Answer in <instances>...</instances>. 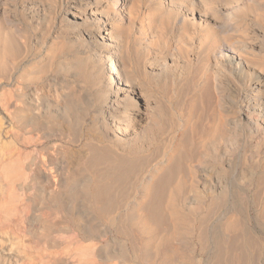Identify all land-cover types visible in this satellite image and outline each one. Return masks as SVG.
Here are the masks:
<instances>
[{
  "label": "bare ground",
  "instance_id": "1",
  "mask_svg": "<svg viewBox=\"0 0 264 264\" xmlns=\"http://www.w3.org/2000/svg\"><path fill=\"white\" fill-rule=\"evenodd\" d=\"M263 170L264 0H0V264H128L209 201L207 264H248Z\"/></svg>",
  "mask_w": 264,
  "mask_h": 264
},
{
  "label": "rangeland",
  "instance_id": "2",
  "mask_svg": "<svg viewBox=\"0 0 264 264\" xmlns=\"http://www.w3.org/2000/svg\"><path fill=\"white\" fill-rule=\"evenodd\" d=\"M187 96V97H186ZM181 97V98H180ZM183 97V99H182ZM179 99H176L175 100V104H174V109L175 110H178V111H185V108H186V105H187V101H188V94L184 91H181L179 93V96L177 97ZM179 101V102H178ZM158 158V153H155L152 157V159H156ZM193 158H195V155L194 153L192 152L191 154V160H193ZM244 164L242 162L241 159H239L236 163V169L238 171H241L243 168H244ZM264 171V170H263ZM227 173L229 174V171H227ZM226 173V174H227ZM230 175V174H229ZM229 176L227 175L226 176V181L230 182V177L228 178ZM228 179V180H227ZM262 180V181H261ZM228 186L229 184L231 183H228ZM263 187H264V180L263 178H259L257 181L254 182L253 186L251 187V189L249 190V192L247 193H244L243 192V197L245 199V202H244V205L242 203V206H240L238 208V211H237V214H235L234 216L231 215V214H227L228 215V219L230 218L232 220L233 223L236 222V224L238 225V227L236 228L238 231L241 230V232L245 235V234H248L251 232L252 236L250 235V237L252 238H255L253 239L252 243L249 245L248 247V250H247V253L248 254H251V255H248V264H251L252 263V260L253 262H255L254 264H264V228H262L260 226V224H264V194L262 193V190H263ZM255 188V189H254ZM259 189V190H258ZM132 190V189H131ZM130 189L128 190L129 194L132 193ZM259 191V193L257 191ZM238 190H236L235 192H237ZM255 191L258 193H255ZM261 191V192H260ZM242 191H239L237 192L238 195H240L239 193H241ZM256 194V195H254ZM261 194V195H260ZM240 195V196H242ZM247 195V196H246ZM246 196V197H245ZM256 196V197H255ZM263 197V199H262ZM215 202L213 201H209L207 202V205L209 206L210 210H214V213H213V210L210 211L209 208L206 210V214L208 213V215H206L207 217L210 215H214L213 217L215 216H221V215H225V214H222L223 212V209H221L220 205L217 206V203L216 206L214 204ZM214 204V205H213ZM211 206V207H210ZM212 206H215V207H212ZM244 206V207H243ZM263 207V208H261ZM220 208V209H219ZM216 210V211H215ZM262 210V211H260ZM219 211L221 213H219ZM212 212V213H211ZM216 212V213H215ZM242 213V214H240ZM261 214V215H260ZM205 216V217H206ZM261 216V217H260ZM202 219V217L200 216L201 219H198L199 217H190V216H187V220L185 219V224L183 225V228L181 230V234L176 240H174L170 235V227L167 226V225H162L160 226L155 232H153V237L151 238V236H147V235H144V236H141V244L145 243L144 245H149L145 250H150L149 252V256L148 255H141L138 254V257L136 259H139V260H136L134 259V261H131L130 263L131 264H146L148 261H151L153 262L152 264H158L159 262H161V258H160V254L159 252H157L159 250H161L162 248H167V249H172V252L170 254V257L167 258L168 261L167 264H194L197 261L200 262V264H207L209 263L210 261L213 260L212 257H214V254H212L211 252L212 251V247H213V243L211 240H207V237L206 236V233L204 232L205 229L203 230L202 229V226L206 225V219ZM233 217V218H232ZM239 218L238 220L236 218ZM196 218V219H195ZM252 218V219H251ZM227 220V222H224L227 223L225 224L224 222L222 223L221 222V225L220 227L222 226L223 224V227H221V230H226L225 228L226 227H229V223H231V221ZM243 219V220H242ZM234 220V221H233ZM247 220V221H246ZM201 221L202 224L199 222ZM187 222V223H186ZM229 222V223H228ZM240 222V223H239ZM243 224V225H242ZM202 225V226H201ZM244 227H242V226ZM240 226H241V229H240ZM252 227V228H251ZM162 228V229H161ZM193 228V229H192ZM196 228V229H195ZM205 228V226H204ZM224 228V229H222ZM230 228V227H229ZM240 230H239V229ZM168 229V230H167ZM252 229V230H250ZM231 230V229H230ZM236 230V231H237ZM166 231V232H165ZM168 231V232H167ZM188 231V233H187ZM201 231V233H200ZM248 231V233H247ZM167 233V235H166ZM261 233V234H260ZM155 234V235H154ZM262 235V236H261ZM146 236V237H145ZM162 236V237H161ZM168 236V237H167ZM202 236V237H201ZM256 236V237H255ZM258 236V237H257ZM158 237V238H157ZM167 237V238H166ZM171 237V238H170ZM156 239V241H158V245L156 244V241L154 243V240ZM184 238V239H183ZM256 238L258 240H256ZM148 239V240H147ZM151 239V240H150ZM262 239V240H260ZM167 240V241H166ZM255 240V241H254ZM260 240V241H259ZM151 241V242H150ZM166 241V242H165ZM179 241V243H178ZM207 241V242H206ZM257 241V242H256ZM143 242V243H142ZM147 242V243H146ZM164 242V243H163ZM170 242V243H169ZM171 242H175V243H171ZM211 242V243H209ZM253 242H256V243H253ZM150 243V244H149ZM186 243V245H185ZM258 243H259V248H258ZM139 244V246L142 248L143 245ZM207 244V245H206ZM210 244H212L210 246ZM253 244V245H252ZM255 244V245H254ZM166 245V246H165ZM252 245V247H251ZM154 246V247H153ZM156 246V247H155ZM210 246V248H208ZM190 247V248H189ZM203 247V248H202ZM255 247V248H254ZM262 247V248H261ZM155 248V249H154ZM209 249V250H208ZM211 249V250H210ZM174 250V251H173ZM209 251V252H208ZM211 251V252H210ZM249 251V252H248ZM253 251V252H252ZM148 254L147 252H144V254ZM158 253V254H157ZM227 253V252H225ZM153 254H154V257H153ZM156 254V255H155ZM174 254V255H173ZM208 254V255H207ZM255 254V256H254ZM210 255V256H209ZM213 255V256H212ZM143 256V257H142ZM156 256V257H155ZM253 256V257H252ZM142 257V258H141ZM146 257V258H145ZM150 257V259H149ZM251 257V258H250ZM255 257V258H254ZM154 258V259H153ZM206 258V259H205ZM142 259V260H141ZM144 259V260H143ZM178 259V260H176ZM159 260V261H158ZM207 262H206V261ZM259 260V261H258ZM146 261V263H145ZM139 262V263H138ZM150 262V263H151ZM172 262V263H171ZM128 263V264H130ZM253 264V263H252Z\"/></svg>",
  "mask_w": 264,
  "mask_h": 264
}]
</instances>
